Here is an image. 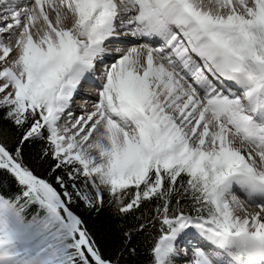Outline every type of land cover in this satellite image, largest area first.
Wrapping results in <instances>:
<instances>
[{"label": "snow or ice", "instance_id": "obj_1", "mask_svg": "<svg viewBox=\"0 0 264 264\" xmlns=\"http://www.w3.org/2000/svg\"><path fill=\"white\" fill-rule=\"evenodd\" d=\"M0 120V264H264V0H0Z\"/></svg>", "mask_w": 264, "mask_h": 264}, {"label": "trees", "instance_id": "obj_2", "mask_svg": "<svg viewBox=\"0 0 264 264\" xmlns=\"http://www.w3.org/2000/svg\"><path fill=\"white\" fill-rule=\"evenodd\" d=\"M4 126V122L0 120V127ZM40 145L37 143L34 146H30L27 150L29 157H34L39 151ZM39 163V161H37ZM44 167H47V162L44 163ZM43 170V169H41ZM9 187L15 188L14 182L11 177L7 176L2 170H0V195L4 194V190ZM81 214L84 216L87 227L96 233L97 239L100 244L105 247H111L114 243H118V228L116 225L122 223L121 221L111 219L109 220L107 213L104 216H96L95 214H89L83 208L80 209ZM127 222L132 223V217H127ZM111 224L112 231L108 230V226Z\"/></svg>", "mask_w": 264, "mask_h": 264}, {"label": "bare ground", "instance_id": "obj_3", "mask_svg": "<svg viewBox=\"0 0 264 264\" xmlns=\"http://www.w3.org/2000/svg\"><path fill=\"white\" fill-rule=\"evenodd\" d=\"M91 89V88H90ZM82 99V100H81ZM83 100H84V102H83ZM73 104H83V105H87V106H90V104H91V98H90V100L89 101H87L86 102V100H85V98H83V97H75V99H74V101H73ZM73 107H74V109H76L77 111H78V106L76 105H73ZM236 195H238V196H241V199H243V196L241 195V193L239 192V191H237L236 192ZM248 208H249V211H251L252 210V208H251V206H248V205H246ZM178 264H179V262H178Z\"/></svg>", "mask_w": 264, "mask_h": 264}, {"label": "rangeland", "instance_id": "obj_4", "mask_svg": "<svg viewBox=\"0 0 264 264\" xmlns=\"http://www.w3.org/2000/svg\"><path fill=\"white\" fill-rule=\"evenodd\" d=\"M81 100H82V99H81ZM83 102H84V100H83ZM73 105H75V106H76V105H77V106H80L81 104H73ZM82 105H83V104H82ZM86 106H87V105H86Z\"/></svg>", "mask_w": 264, "mask_h": 264}]
</instances>
